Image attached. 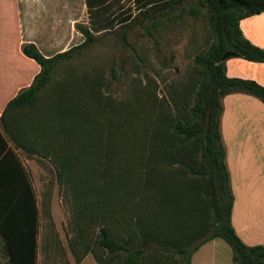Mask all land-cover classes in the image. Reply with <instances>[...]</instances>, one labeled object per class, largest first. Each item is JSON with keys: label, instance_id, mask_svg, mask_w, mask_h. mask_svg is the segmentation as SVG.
Wrapping results in <instances>:
<instances>
[{"label": "trees", "instance_id": "obj_1", "mask_svg": "<svg viewBox=\"0 0 264 264\" xmlns=\"http://www.w3.org/2000/svg\"><path fill=\"white\" fill-rule=\"evenodd\" d=\"M198 1L208 11L209 45L194 59L185 100L176 92L172 100L159 97L147 73L148 82L139 80L133 100L123 103L106 95L104 69L68 76L63 68L108 35L86 26H77L82 44L53 57L23 45L41 70L0 116L12 143L0 133V237L8 264H38L39 254V203L19 151L53 159L71 196L76 264L90 253L98 264H191L216 238L230 246L234 264H264V245L248 246L232 224L235 196L221 131L224 96L244 93L264 104V86L226 74L230 58L264 63V49L239 27L242 18L264 11V0ZM186 3L153 4L140 11L139 22L153 36ZM138 20L112 32L136 53L128 36ZM110 71L115 75V65ZM130 142L140 147L135 159L123 154Z\"/></svg>", "mask_w": 264, "mask_h": 264}, {"label": "crops", "instance_id": "obj_2", "mask_svg": "<svg viewBox=\"0 0 264 264\" xmlns=\"http://www.w3.org/2000/svg\"><path fill=\"white\" fill-rule=\"evenodd\" d=\"M163 1L0 0V116L41 70L23 53L24 44L33 43L45 57H53L84 42L78 25L100 35L129 21L135 12ZM239 27L246 39L264 49V11L242 18ZM226 74L264 86V63L230 58ZM225 99L229 114L222 117L221 131L227 158L243 154L253 160L245 165L227 160L235 196L232 224L248 246L264 245V104L244 93L229 94ZM0 133L11 146L1 125ZM37 243L39 246L40 229ZM89 259L87 255L81 264ZM191 264H234L232 250L223 239H213L194 253Z\"/></svg>", "mask_w": 264, "mask_h": 264}, {"label": "rangeland", "instance_id": "obj_3", "mask_svg": "<svg viewBox=\"0 0 264 264\" xmlns=\"http://www.w3.org/2000/svg\"><path fill=\"white\" fill-rule=\"evenodd\" d=\"M135 16H138L139 20L130 30L128 38L137 49V53L129 46H122L118 42L119 35H112L115 30L122 31L120 25L102 33L108 34L103 42L90 48L80 60L71 66H65L63 70L69 71L68 76H70L86 73L87 70L101 71L104 69L107 79L104 91L106 95L112 96L121 103L134 97L139 80H143V84L148 82L146 73L152 78V83L156 84L155 89L159 97L172 100L176 92L180 100L187 99L183 94L190 90L191 82L195 79L194 59L209 45L207 8L199 5L198 0H187L185 8L179 9L173 17L164 19L153 36H150L146 30L147 24H140V20L144 19L140 12H135L129 20H133ZM139 56L145 63L140 61ZM111 65H115V75L110 71ZM225 97L227 96L222 98V117L229 114ZM189 98L188 101L192 103L193 97L189 95ZM256 100L259 99L256 98ZM182 105L186 104L182 102ZM129 145L123 154L127 159H135L140 147L131 145V142ZM123 154L122 150L121 152L119 150V155ZM19 156L31 176L39 203L38 264H76L70 249V240L75 235L71 225L73 217L70 206L71 196L58 182L53 159L40 154H27L23 151H19ZM228 158L229 162L236 165L253 163L252 156L243 154H231ZM93 226L94 231L98 230V227L96 229L95 225ZM88 255L91 261L87 264H97L93 254ZM0 264H8V254L1 237Z\"/></svg>", "mask_w": 264, "mask_h": 264}]
</instances>
